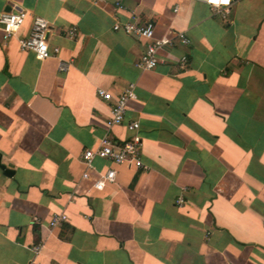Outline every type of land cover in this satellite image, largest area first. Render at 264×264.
Returning <instances> with one entry per match:
<instances>
[{"label": "crops", "instance_id": "obj_1", "mask_svg": "<svg viewBox=\"0 0 264 264\" xmlns=\"http://www.w3.org/2000/svg\"><path fill=\"white\" fill-rule=\"evenodd\" d=\"M13 9L28 15L8 39L0 28V164L13 171L0 167V264H264V0L218 11L200 0H0ZM132 14L190 44L141 69L143 39L112 29ZM33 15L51 23L57 57L19 48ZM130 83L123 123L109 128L112 102L97 88L115 96ZM129 120L145 168L95 158L82 178L83 150L107 130L128 139ZM108 168L114 180L94 188ZM58 212L67 219L51 226Z\"/></svg>", "mask_w": 264, "mask_h": 264}, {"label": "built area", "instance_id": "obj_2", "mask_svg": "<svg viewBox=\"0 0 264 264\" xmlns=\"http://www.w3.org/2000/svg\"><path fill=\"white\" fill-rule=\"evenodd\" d=\"M206 3L212 10L229 8L235 0H200ZM28 12L25 9H13L8 11H0V28L3 32V39H8L14 35L24 24ZM51 23L40 15H33L28 33L18 38L19 48L24 51H30L37 59L43 60L48 57H57L59 47H50L47 42V31ZM115 31H122L127 35L136 36L143 39L144 50L137 62V65L143 69H152L159 62V52L166 48L180 43L184 46L190 44V38L184 31H174L172 35L156 36L154 31V22L152 20L141 21L135 14H132L125 21H115L112 25ZM69 36H76V27H71L67 31ZM187 57L182 55L179 58V65H186ZM70 65V61L59 59L58 68L65 70ZM98 95L112 102L108 127L120 125L123 123L127 103L135 97L134 84L130 83L123 91L117 95H113L110 91L97 88ZM130 131L128 139L119 140L113 138L107 130L99 139V142L94 148H85L81 154V161L84 165L81 177L88 179L90 171L93 169V161L95 158L109 160L116 164H126L135 168H145L141 157V137L138 134L139 122L137 120H129L125 124ZM115 170L108 168L104 172L98 173L92 182V186L96 189H102L105 182L114 180ZM182 197H178L176 203L181 204ZM37 221L36 218H33ZM67 219L64 212L53 213L50 219V225L56 226L61 221ZM41 247L40 243L32 246L34 252H38Z\"/></svg>", "mask_w": 264, "mask_h": 264}, {"label": "water", "instance_id": "obj_3", "mask_svg": "<svg viewBox=\"0 0 264 264\" xmlns=\"http://www.w3.org/2000/svg\"><path fill=\"white\" fill-rule=\"evenodd\" d=\"M0 167L3 169L4 173L7 174V175H11L13 173L12 170L8 169V168H5L4 165H1L0 164Z\"/></svg>", "mask_w": 264, "mask_h": 264}]
</instances>
